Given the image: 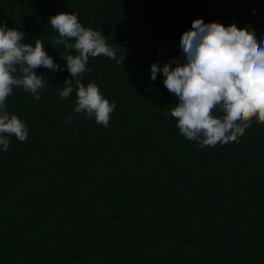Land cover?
Here are the masks:
<instances>
[{
  "label": "trees",
  "instance_id": "trees-1",
  "mask_svg": "<svg viewBox=\"0 0 264 264\" xmlns=\"http://www.w3.org/2000/svg\"><path fill=\"white\" fill-rule=\"evenodd\" d=\"M63 11L127 50L80 77L115 102L108 127L74 111L75 91L59 96L75 51L54 49L47 18ZM195 18L264 36V0H0V21L64 68L36 70L38 100L14 88L6 101L28 138L0 149V264H264V123L202 148L179 133L162 73L150 79L153 62L183 61Z\"/></svg>",
  "mask_w": 264,
  "mask_h": 264
},
{
  "label": "clouds",
  "instance_id": "clouds-1",
  "mask_svg": "<svg viewBox=\"0 0 264 264\" xmlns=\"http://www.w3.org/2000/svg\"><path fill=\"white\" fill-rule=\"evenodd\" d=\"M58 33L52 36L55 49L63 45L67 54L65 78L59 92L61 99L75 91L77 113L94 117L97 124L109 126L115 102H109L99 87L80 77L90 71L89 58L105 56L121 66L125 55L117 57L116 49L100 30L85 27L78 13L63 11L47 18ZM34 38V37H33ZM26 34L0 21V149L7 151L10 137L20 142L28 138L25 121L6 109V101L14 88L40 98L46 75L36 70L63 71L43 47V41L25 42ZM183 61L175 58L150 65V79L162 73L163 84L178 102L171 108L179 133L203 147L234 143L251 126L253 118L264 123V36L259 39L247 25H224L218 21L205 22L195 18L192 26L183 31L179 40ZM121 68V67H120ZM220 115H216V113ZM167 115V113H166Z\"/></svg>",
  "mask_w": 264,
  "mask_h": 264
}]
</instances>
